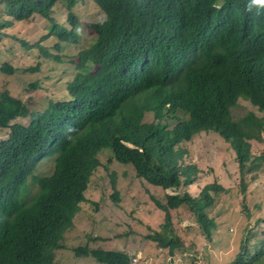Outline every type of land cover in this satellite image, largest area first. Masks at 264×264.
<instances>
[{"label": "trees", "instance_id": "trees-1", "mask_svg": "<svg viewBox=\"0 0 264 264\" xmlns=\"http://www.w3.org/2000/svg\"><path fill=\"white\" fill-rule=\"evenodd\" d=\"M86 2L94 3L105 19H89L84 25L82 32L91 29L96 38L72 62L77 73L67 85L69 98L31 112L8 90L0 93V131H8L0 140V264H54L60 239L87 201L89 179L101 166L98 156L105 148L112 149L117 162L132 165L138 178L164 190L195 182L197 169L184 163L182 145L202 132L217 133L235 149L242 173H253L261 162L252 157L250 142L264 133V15L251 13L245 0H0L2 13L12 19L0 23V39L13 21L30 22L38 16L48 22V34L32 46L21 41L20 46L38 50V61L60 62L42 43L57 39L52 46L57 52L64 42L77 43L76 9ZM231 4L246 7L224 18L214 46L197 55L196 65L182 63L180 50L153 39L158 30L170 31L174 14L193 30L223 19V6ZM38 63L27 72H38ZM0 71L16 73L9 63ZM241 98L263 116L249 112L235 121L233 108ZM149 114L151 122L146 121ZM18 119L30 121L22 124ZM46 161L54 163V170L40 176L39 164ZM36 185L38 191L32 194ZM224 191L215 183L197 198L185 192L168 195L165 205L156 201L166 221L163 232L148 239L174 256L181 242L172 230L170 210L181 206L196 216L210 238L217 224L207 210ZM259 223L264 225V219ZM75 254L92 256L100 264H131L123 252L86 246ZM231 264H264V230L257 238L247 232Z\"/></svg>", "mask_w": 264, "mask_h": 264}, {"label": "rangeland", "instance_id": "rangeland-1", "mask_svg": "<svg viewBox=\"0 0 264 264\" xmlns=\"http://www.w3.org/2000/svg\"><path fill=\"white\" fill-rule=\"evenodd\" d=\"M2 10L0 3V23L12 20ZM58 12L61 14L63 10L58 8ZM76 13L80 23L77 43H62L60 52L52 48L57 39L49 38L42 43L50 49L52 56L60 57V62L47 58L38 61V50H25L20 46V41L32 46L48 34L44 29L48 22L42 18L36 16L30 22L13 21L3 28L0 67L9 63L16 73L11 76L0 71V93L8 90L12 96L24 101L30 111L37 112L45 110L50 102L69 97L67 85L77 73L72 62H78V54L90 47L96 38L91 29L82 32L84 25L89 19L91 22L105 19L92 2L78 7ZM38 62L41 63L38 72H27V69L37 67ZM33 85L38 88L34 89ZM249 112L263 116L244 99L239 100L232 115L238 121ZM29 121L18 119L16 122L28 124ZM146 121H153V116L149 114ZM7 133V130L0 131V140ZM250 144L252 157L260 158L261 162L253 173H242L236 160L237 153L217 133L196 135L191 142L182 145L186 152L184 163L197 169L196 180L188 187L168 191L138 178L132 165L116 160L110 162L114 157L112 149H103L99 153L101 166L89 179L85 193L87 201L80 205L73 227L60 239L54 264H99L92 256L75 255V249L86 246L126 253L136 260L135 264H231L247 232L253 231L257 238L264 230V225L259 223L264 219V133L260 140ZM53 166L52 161L40 163L38 174L49 175ZM215 183L225 191L215 196L214 205L207 210L208 217L217 224L211 229L210 238L203 234L196 216L181 206L170 210L172 230L181 242L174 256L166 248H160L157 241L148 239L163 232L166 221V212L156 201L165 205L171 193L187 192L197 198L205 186ZM116 191L118 200H114Z\"/></svg>", "mask_w": 264, "mask_h": 264}, {"label": "clouds", "instance_id": "clouds-1", "mask_svg": "<svg viewBox=\"0 0 264 264\" xmlns=\"http://www.w3.org/2000/svg\"><path fill=\"white\" fill-rule=\"evenodd\" d=\"M251 2L255 5H251ZM245 3H247L246 5L247 7L242 5L234 6L232 4L226 5V7L223 6L224 9L222 11L223 19L218 17L212 22L202 23L200 27H196L195 25L193 30H191L186 25L187 23H185L179 15L174 14L170 19L172 20L171 23H168L167 26L170 31L167 33L165 31L161 32L160 30H158L157 35L154 36L153 39L167 49L180 50L178 55L180 57V61L181 58H183V60L181 61L182 63L187 65H196L197 64L196 57L201 51H208V50L211 51L212 47L214 46L216 28H219L223 24L225 17L234 16L243 13L245 7L249 11H251V13L257 16L264 15V0H245ZM176 23L178 24L177 27H175ZM185 69L186 68L182 65V70ZM109 161L113 162L115 160L112 157V159ZM167 190H171V189H167ZM37 191H38V186L36 185L32 188V194L36 193ZM115 194H118V191H116ZM168 195L175 196L178 194L171 193ZM1 233L2 232L0 231V235ZM58 249L59 248H57L56 251H58ZM105 251H109V250H105ZM54 257H55V253H54ZM135 261H136L135 259H131V264H135L134 263Z\"/></svg>", "mask_w": 264, "mask_h": 264}, {"label": "bare ground", "instance_id": "bare-ground-1", "mask_svg": "<svg viewBox=\"0 0 264 264\" xmlns=\"http://www.w3.org/2000/svg\"><path fill=\"white\" fill-rule=\"evenodd\" d=\"M78 21V20H77ZM113 82V81H112ZM258 90V89H257ZM260 99H261V97H260ZM235 150V149H234Z\"/></svg>", "mask_w": 264, "mask_h": 264}, {"label": "crops", "instance_id": "crops-1", "mask_svg": "<svg viewBox=\"0 0 264 264\" xmlns=\"http://www.w3.org/2000/svg\"><path fill=\"white\" fill-rule=\"evenodd\" d=\"M153 186V185H152ZM156 187V186H155ZM164 190V189H163ZM168 191V190H167Z\"/></svg>", "mask_w": 264, "mask_h": 264}]
</instances>
